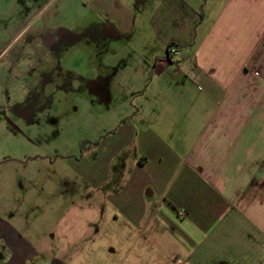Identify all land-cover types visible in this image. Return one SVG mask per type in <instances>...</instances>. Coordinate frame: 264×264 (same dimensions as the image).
Masks as SVG:
<instances>
[{"label": "crops", "instance_id": "0c3cea01", "mask_svg": "<svg viewBox=\"0 0 264 264\" xmlns=\"http://www.w3.org/2000/svg\"><path fill=\"white\" fill-rule=\"evenodd\" d=\"M96 6L114 23L79 59L95 134L75 149L68 133L20 135L0 171V264H264V0ZM34 39L1 51L0 71L64 66L59 38Z\"/></svg>", "mask_w": 264, "mask_h": 264}, {"label": "rangeland", "instance_id": "374dc122", "mask_svg": "<svg viewBox=\"0 0 264 264\" xmlns=\"http://www.w3.org/2000/svg\"><path fill=\"white\" fill-rule=\"evenodd\" d=\"M96 1L0 0V52L4 49L33 52L38 46L37 39L31 44L30 39L48 34V37L60 39V44L56 42L55 51L68 55L63 61L64 66L57 70L50 69L44 60H39V64L44 63L36 73L34 70L23 74L10 73L1 67L0 171L13 164L5 161L10 153L25 151L26 146L18 139L21 134L58 137L60 133H68L72 135V139L68 140L72 141V145L68 148L79 147L77 142L80 147L89 146L90 139L85 134H95L94 122L99 110H96L95 92L91 90L93 70L79 59L81 54H94L95 42L111 37L110 28L114 23L109 13L97 9ZM16 26L23 27L22 36L27 37L25 42H13L18 34L15 33ZM2 38L9 41L3 43ZM45 44H40L44 53L48 43ZM17 62L36 63L27 59ZM0 64L7 66L6 59L0 60ZM58 122L60 125H57ZM65 142L57 140L55 144L58 149H67ZM75 142L77 145H74ZM14 172V169L6 172L1 181H9L10 186H14ZM1 175H4L3 171ZM45 197L46 194H40L37 198ZM260 262L264 263L263 260Z\"/></svg>", "mask_w": 264, "mask_h": 264}, {"label": "built area", "instance_id": "2783aa9c", "mask_svg": "<svg viewBox=\"0 0 264 264\" xmlns=\"http://www.w3.org/2000/svg\"><path fill=\"white\" fill-rule=\"evenodd\" d=\"M178 55V50L175 46L171 45L168 48V58L172 59L173 57Z\"/></svg>", "mask_w": 264, "mask_h": 264}]
</instances>
